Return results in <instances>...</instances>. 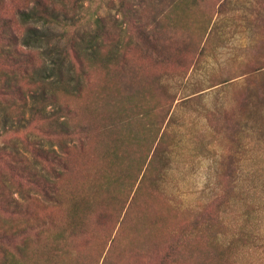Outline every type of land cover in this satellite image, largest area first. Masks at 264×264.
Returning <instances> with one entry per match:
<instances>
[{"label": "rangeland", "instance_id": "obj_1", "mask_svg": "<svg viewBox=\"0 0 264 264\" xmlns=\"http://www.w3.org/2000/svg\"><path fill=\"white\" fill-rule=\"evenodd\" d=\"M82 2L126 39L139 37L119 30L130 14L168 13L165 47L140 44L116 77L97 68L68 99L90 134L67 150L59 200L10 178L0 137V199L28 207L0 209V264H264V0Z\"/></svg>", "mask_w": 264, "mask_h": 264}, {"label": "trees", "instance_id": "obj_2", "mask_svg": "<svg viewBox=\"0 0 264 264\" xmlns=\"http://www.w3.org/2000/svg\"><path fill=\"white\" fill-rule=\"evenodd\" d=\"M127 1L118 0L119 6L125 7ZM179 1L173 0L174 7ZM13 4L0 7V40L7 45L0 49V60L4 59L0 69L2 149L10 178L19 184L22 179L33 181L42 199L51 203L60 197L59 180L68 167L70 144H84L90 134L88 124L75 121L76 111L68 99L82 95L97 68L116 77L128 54L140 44L146 51L164 49L159 35L166 34L163 22L170 17L167 13L155 16L153 24L137 25V16L130 14L129 26L119 30H136L139 37L126 39L121 32L111 35L103 17H83L82 0H19ZM54 25L60 26L57 34ZM51 36L54 45L44 48ZM116 100L109 104L117 107ZM118 121L129 122L120 115ZM24 150L32 155L29 168L23 166ZM0 209L15 215L28 211L14 196L0 199ZM36 229L28 226L22 232L28 243L31 233L39 234Z\"/></svg>", "mask_w": 264, "mask_h": 264}]
</instances>
